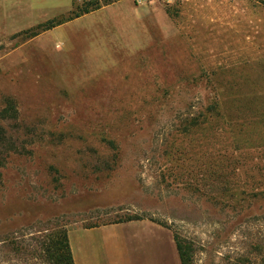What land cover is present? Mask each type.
<instances>
[{
	"label": "rangeland",
	"instance_id": "obj_1",
	"mask_svg": "<svg viewBox=\"0 0 264 264\" xmlns=\"http://www.w3.org/2000/svg\"><path fill=\"white\" fill-rule=\"evenodd\" d=\"M151 4L69 51L0 14V264L132 217L187 264H264V0Z\"/></svg>",
	"mask_w": 264,
	"mask_h": 264
},
{
	"label": "crops",
	"instance_id": "obj_2",
	"mask_svg": "<svg viewBox=\"0 0 264 264\" xmlns=\"http://www.w3.org/2000/svg\"><path fill=\"white\" fill-rule=\"evenodd\" d=\"M151 3L117 0L73 16L74 0H0V14L14 17L27 28L60 20L37 34V44L50 43L54 50L63 45L62 50L69 51L77 34L92 32L96 48L106 30L129 32L133 38L135 26L138 38L141 20L155 15ZM68 240L74 264H183L173 230L149 218L95 226L74 224L68 229Z\"/></svg>",
	"mask_w": 264,
	"mask_h": 264
},
{
	"label": "trees",
	"instance_id": "obj_3",
	"mask_svg": "<svg viewBox=\"0 0 264 264\" xmlns=\"http://www.w3.org/2000/svg\"><path fill=\"white\" fill-rule=\"evenodd\" d=\"M114 1H117V0H87V1H83V2H79L77 0H74V7L75 8L73 9L72 15L73 16H79L83 13H87V12H90L92 10L98 9L101 6L109 4V3L114 2ZM57 22H60V20L59 21H50V22H47L45 24L37 26V28H39V30L35 33V35L39 34L41 31H43L45 29L50 28L51 26L55 25ZM224 188L226 190L231 189V188L233 189V187L230 188V185H228V184H225ZM232 197H234V194L232 195ZM243 201H244V199H240L239 203L243 202ZM239 203H237V204H239ZM243 206H245V205H240V208H242ZM139 218H141V217H132V218H129L127 220L139 219ZM123 221H125V220H123ZM91 226H95V225H91ZM175 238H176V241L178 244V248H179V251L181 254L183 264H187L185 256H184L183 246L178 241L176 235H175ZM49 245L47 247V250H49V251L54 250V253H52V256L54 257V261H57L56 264H74V260H73L71 248L69 245V240H68V231L65 235V244L64 245L59 243L57 245V247H55L54 249L49 248Z\"/></svg>",
	"mask_w": 264,
	"mask_h": 264
},
{
	"label": "built area",
	"instance_id": "obj_4",
	"mask_svg": "<svg viewBox=\"0 0 264 264\" xmlns=\"http://www.w3.org/2000/svg\"><path fill=\"white\" fill-rule=\"evenodd\" d=\"M78 1L83 2V1H87V0H78Z\"/></svg>",
	"mask_w": 264,
	"mask_h": 264
}]
</instances>
